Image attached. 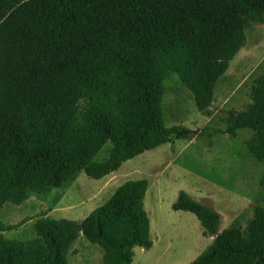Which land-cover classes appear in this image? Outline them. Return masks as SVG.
<instances>
[{
    "label": "trees",
    "instance_id": "trees-1",
    "mask_svg": "<svg viewBox=\"0 0 264 264\" xmlns=\"http://www.w3.org/2000/svg\"><path fill=\"white\" fill-rule=\"evenodd\" d=\"M247 23L264 24V0H0V208L60 188L80 172L102 179L145 151L192 139V132L180 135L182 127L160 120L158 54L179 50L197 76V111L224 126L212 133L235 137L250 129L246 149L264 169V71L243 110L211 111L223 71L216 61ZM108 62L117 65L119 118L93 110L82 121L76 99ZM107 143L106 157L96 160ZM259 185L264 207V171ZM147 186L144 179L124 182L80 221L38 216L26 241L2 233L32 218L0 221V264H67L79 235L102 249V264H131L133 247L152 246L143 209ZM171 208L193 214L212 238L190 264H264V210L252 208L250 241L242 244L219 234V214L186 193Z\"/></svg>",
    "mask_w": 264,
    "mask_h": 264
},
{
    "label": "rangeland",
    "instance_id": "rangeland-1",
    "mask_svg": "<svg viewBox=\"0 0 264 264\" xmlns=\"http://www.w3.org/2000/svg\"><path fill=\"white\" fill-rule=\"evenodd\" d=\"M233 53V54H231ZM161 61L160 120L164 127L178 126L196 131L192 139H176L127 160L111 176L90 179L80 172L76 178L46 193H29L21 205L5 203L0 221L6 225L30 217L20 228L3 232L6 239L26 241L32 236V224L38 216L80 221L105 203L114 190L126 181L146 180L143 209L149 219L148 250L133 247L131 264H190L212 244L203 235L197 218L171 206L179 192L220 216L219 234L247 244L253 220L252 208L264 210L258 202L259 181L264 171L248 153L245 142L250 129H241L235 137L212 133L224 126L214 116L197 111V76L186 53H159ZM216 64L223 71L215 80L212 109L240 111L249 103L253 80L264 71V24L247 23L239 37L231 42ZM117 65L108 62L96 83L77 97L75 116L86 121L93 110H104L119 118L115 107ZM208 132L198 134L202 129ZM111 145L100 150L96 160L106 157ZM74 251V253H73ZM67 264H102V249L79 235L66 255Z\"/></svg>",
    "mask_w": 264,
    "mask_h": 264
},
{
    "label": "water",
    "instance_id": "water-1",
    "mask_svg": "<svg viewBox=\"0 0 264 264\" xmlns=\"http://www.w3.org/2000/svg\"><path fill=\"white\" fill-rule=\"evenodd\" d=\"M188 132L195 133L196 131L182 130V131L179 132V134H180V135H185V134H187Z\"/></svg>",
    "mask_w": 264,
    "mask_h": 264
},
{
    "label": "crops",
    "instance_id": "crops-1",
    "mask_svg": "<svg viewBox=\"0 0 264 264\" xmlns=\"http://www.w3.org/2000/svg\"><path fill=\"white\" fill-rule=\"evenodd\" d=\"M111 175H113V174L111 173V174H109L108 176H111ZM108 176H105V178H107Z\"/></svg>",
    "mask_w": 264,
    "mask_h": 264
}]
</instances>
